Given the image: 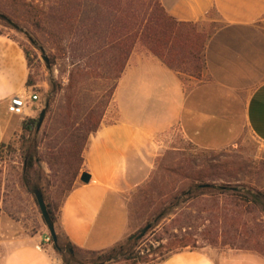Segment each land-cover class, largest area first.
I'll return each instance as SVG.
<instances>
[{
    "label": "crops",
    "instance_id": "obj_1",
    "mask_svg": "<svg viewBox=\"0 0 264 264\" xmlns=\"http://www.w3.org/2000/svg\"><path fill=\"white\" fill-rule=\"evenodd\" d=\"M180 21L198 22L214 13L222 25L206 40L198 77L168 67L158 57L132 53L117 79L113 121L89 135L83 164L63 197L57 222L79 251L114 246L131 232L128 195L150 173L154 156L178 140L222 149L246 132L264 144V0H160ZM28 67L21 46L0 33V143L20 128L6 104L28 92ZM27 100L24 116L33 117ZM89 180H80L81 172ZM1 264H57L52 245L32 236H11ZM106 264V263H101ZM140 264H264L247 249L214 251L183 247Z\"/></svg>",
    "mask_w": 264,
    "mask_h": 264
},
{
    "label": "trees",
    "instance_id": "obj_2",
    "mask_svg": "<svg viewBox=\"0 0 264 264\" xmlns=\"http://www.w3.org/2000/svg\"><path fill=\"white\" fill-rule=\"evenodd\" d=\"M40 1L0 0V12L14 22L30 27L44 43H49L50 48L54 49L49 53L51 66L58 64L56 57L71 59V66L67 69L66 90L55 108H52V100L48 102L42 131L46 144L50 145L47 154L54 160L66 194L82 167L83 151L89 135L100 125L116 83L103 89L99 95L90 97L91 101L85 103L81 109L82 116L79 120L75 118V98L69 91L89 78L118 79L129 56L138 45L158 57L168 67L199 76L204 67L203 47L206 35L196 30L197 22L175 19L160 0ZM0 23L14 28L1 16ZM0 33L4 34L1 31ZM8 37L14 40L11 36ZM22 50L28 67L25 85L30 86L34 84L30 72L32 57L27 49ZM65 70L66 67L59 68L60 72ZM36 121L37 116L24 117L22 129L32 133ZM30 139L31 137L26 140ZM21 151L23 166L18 180L32 194L34 188L41 189L57 235V245L49 235L51 245L62 256L64 264H101L117 255L122 256L128 264H139L162 259L175 248L181 249L189 244L195 246L191 236V229H196V225H192V212L168 216L172 208L180 202L177 194L145 224L137 227L114 246L102 250L104 252L91 258L90 262L76 260L74 255L79 250L58 226L57 211L60 204L51 201L47 195L44 184L46 174L37 165L41 158L37 155L33 140L28 145H22ZM181 193L184 195L183 201L188 205L197 200L201 203L199 197L209 195V205L214 210H211L213 213L207 219H216L220 223L234 219L241 208L247 210L249 206L244 204L247 201L262 204L264 209L262 193H242L227 185L206 182L199 174ZM205 205L206 202L202 203V206ZM198 218L205 225V216ZM163 219L166 221L162 222ZM147 223H151L150 228L138 237L141 228ZM148 231L153 232L150 239L145 236Z\"/></svg>",
    "mask_w": 264,
    "mask_h": 264
},
{
    "label": "rangeland",
    "instance_id": "obj_3",
    "mask_svg": "<svg viewBox=\"0 0 264 264\" xmlns=\"http://www.w3.org/2000/svg\"><path fill=\"white\" fill-rule=\"evenodd\" d=\"M34 2L41 1L34 0ZM209 17H216V15L214 13L209 14L207 18L198 21L195 26L198 32L206 35L204 46L208 37L218 26L222 25L221 21L212 20ZM19 25L34 42H31L23 31L1 23L0 31L14 38L22 48L30 52L32 57L30 72L34 84L27 86L26 89L29 93L38 95V98L32 103V107L35 109L34 116H38L46 100L48 102L52 100V108H55L61 101L66 90L67 69L71 66V59L56 57L58 64L51 66L49 63L47 66L41 57L40 47L44 49L48 60L50 50L54 51V49L50 48L49 43H44L30 27ZM132 53L151 54L139 45L134 48ZM60 67H66V70L60 72ZM116 81L117 79L89 78L71 89L69 94L75 98L76 120L82 116L81 109L90 100V97L99 95L103 89L114 85ZM24 117L26 116L17 115L21 125ZM114 119L115 109L111 97L100 123L104 120L113 121ZM44 122L45 116L39 129L36 130L34 126L32 133L23 130L22 126L20 128L10 127L7 129L4 141L0 146V264L9 250L6 241L11 236H32L42 243L45 242L44 238L49 235L33 194L18 180L23 166L22 145H28L33 140L37 155L41 158L37 161V165L46 174L44 184L49 199L59 205L65 196L64 185L61 184V178L56 172L54 160L47 154L50 145L46 144V139L43 138ZM29 137L31 139L26 140ZM197 174L204 177L206 182L227 185L242 193L246 191H250L252 194L262 193L261 201L264 202V144L256 141L246 132L235 144L222 149L200 148L184 140L168 144L154 156L150 173L145 181L128 195L131 232L145 224L155 212L179 194L180 202L172 208L168 216L192 212V225H196V229H191V231L193 230L191 236L195 246L189 244L185 247L206 246L214 251L229 248L247 249L264 256L263 205L247 201L244 204L249 206L248 209L241 208L240 213L236 214L237 216L232 220L225 223H220L216 219L208 220L209 215L213 213L211 210H214L209 205L210 196H200L201 203L197 200L189 203V206L183 201L184 195L181 193V190L187 188L188 183H191ZM204 202L206 205L202 206ZM195 216H205L206 219L203 222L205 225L200 223V219ZM163 221L166 220L163 219ZM152 235L153 232L148 231L145 235L146 239L152 238ZM46 244L50 246L51 241L46 242ZM102 252L104 251H78L74 258L88 263L91 258ZM56 254L59 258L57 264H64L62 256L57 252ZM127 262L122 256L117 255L104 263L128 264Z\"/></svg>",
    "mask_w": 264,
    "mask_h": 264
},
{
    "label": "water",
    "instance_id": "obj_4",
    "mask_svg": "<svg viewBox=\"0 0 264 264\" xmlns=\"http://www.w3.org/2000/svg\"><path fill=\"white\" fill-rule=\"evenodd\" d=\"M0 16L2 18L6 19L14 28H16V29H18L20 31H23L25 34H27V32L24 31V29L18 23L14 22L10 18H8L5 14L0 12ZM27 36H28V39L31 42H34V40L28 34H27ZM40 49L42 51L41 57L45 61L46 65L48 66L49 65L48 56L44 53V49L42 47H40ZM47 105H48V100H46L44 102L43 107L39 111V114L37 116V121H36V124H35V129L36 130L39 129V127H40V125H41V123H42V121L44 119ZM89 177L90 176H89V174L86 171L81 172V174L79 176L80 180H82L84 182H87L89 180ZM33 194H34L36 203H37V205L39 207V210H40L41 216L43 218V221L45 222V224H46V226L48 228L49 235L51 236L53 243L55 245H57V235H56L54 222L52 221V219L50 217V214L47 211V206H46V203L44 201L41 189L40 188H34L33 189ZM150 226H151V223H147L146 225H144L141 228L140 232L138 233V237H141L142 235H144L145 232L150 228Z\"/></svg>",
    "mask_w": 264,
    "mask_h": 264
},
{
    "label": "built area",
    "instance_id": "obj_5",
    "mask_svg": "<svg viewBox=\"0 0 264 264\" xmlns=\"http://www.w3.org/2000/svg\"><path fill=\"white\" fill-rule=\"evenodd\" d=\"M38 98V95L36 93H29V92H18L14 93L13 95L10 96L6 108L9 112L17 115H24L23 107L26 104L27 100L33 101ZM1 163V160H0ZM45 242H49L50 236L47 235L44 238Z\"/></svg>",
    "mask_w": 264,
    "mask_h": 264
}]
</instances>
